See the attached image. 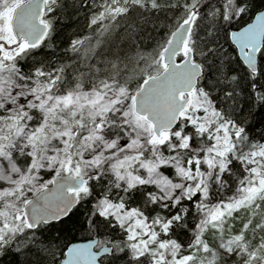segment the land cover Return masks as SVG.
Here are the masks:
<instances>
[{
	"label": "snow or ice",
	"instance_id": "1",
	"mask_svg": "<svg viewBox=\"0 0 264 264\" xmlns=\"http://www.w3.org/2000/svg\"><path fill=\"white\" fill-rule=\"evenodd\" d=\"M56 4L57 0H43L45 9L54 10ZM29 5H22L21 0H0V204L4 205L0 210V259L15 245L16 253L31 255L25 264H48L49 258L52 264H103L105 259L110 260V264H125L126 257L135 264H197L198 260L203 264L202 257H211L209 264H217L214 249L218 248L233 264H264V223H261L264 218V142L249 137L240 120L221 119V112L208 99L218 91L221 97L232 102L228 105L232 111L239 110L241 118H245L246 110L251 114V103L244 102L241 108L236 92L238 76L233 64L241 60L227 58L228 52L235 55L239 49L253 80L255 101L264 106V84L256 82L258 76L264 75L260 72V66L264 65V0H221L219 3L216 0H167V3L105 0L88 18V26L102 27L101 33H108L112 24L106 21L123 17L131 30L122 33V39L143 35L149 23L156 26L152 17L144 14L146 10L158 13L166 8L173 12V26L169 28L161 22V40L155 45L147 44V49L140 53L141 62L151 61L152 66L162 68L164 73L170 67L173 71L163 84L159 83V73L145 76L138 91L127 102L117 99V95L124 93L123 88L114 95L115 89L109 83L99 88L93 86L91 98H83L86 103H81L82 97L71 92L54 94L61 80L59 75L53 77L52 73L37 69L26 77L17 69L18 58L43 43V38L29 42L37 31L36 23L45 29L44 37L52 30L51 24L43 19V13L36 17L34 8ZM17 30L21 33L19 38ZM221 36L228 42L227 52L219 47ZM70 43L75 47L82 42L72 39ZM190 58L191 66L198 68L200 81H203V90L199 93L184 70ZM57 71L63 73L64 69ZM177 98L186 101L179 109ZM89 107L93 112L86 117L84 109ZM61 108L65 112H61ZM34 114H38L39 126L26 133L25 121L30 125ZM257 116L264 121V116ZM105 125L117 130H107ZM251 127H255V122ZM258 131L264 139V128ZM141 133L148 136L146 152ZM50 140L53 143L59 140L64 145V156L54 148L57 155H41L37 159L40 145ZM100 140L106 141L104 155L108 157L107 167L111 168L116 187L131 193L138 186H154L148 189L145 203L165 209L166 215H157L149 223L140 211H124L122 203L114 204L107 199L95 204V215L90 213L85 220L80 219L79 209L72 212L61 209L57 216L33 209L32 222L24 209L10 211L14 205L6 201L14 193L3 191L6 187L22 192V186L32 185L35 192L46 193L45 205L58 197L55 187L48 189V184L55 185L54 178L35 186L38 177L31 173L42 166L40 160L45 158L47 175H51L52 170L56 176L62 171H72L74 177L81 178L83 169L92 167L96 169L91 173L93 180L97 179L103 158L91 152L89 159L85 153L89 143ZM17 141H21V153L27 157L23 162L17 160L15 151L10 154V150L17 148ZM74 144L77 145L76 155L83 159L77 161L74 169H69L73 156L70 149ZM233 161H238L243 168L235 194L210 205L211 182L222 186V174ZM20 163L26 167L21 168ZM56 164L60 165L58 169H54ZM162 168L174 169L175 179L161 175ZM82 183L88 186L81 187L79 193L89 194V181ZM182 201L194 204L200 216L187 247L169 236L174 226H183L182 213L191 215L188 208L180 206ZM23 203L27 206L32 202L25 199ZM109 217L126 231V240L105 244L98 255L91 254L93 244L77 245L74 249V243L65 240L68 234L85 226L95 233L107 229L111 224ZM232 220H237L238 225L231 224ZM41 225L47 231L36 235L34 230ZM210 231L220 238L216 247L206 238ZM250 233L253 236L260 233L259 239H250ZM57 250L59 257L55 256Z\"/></svg>",
	"mask_w": 264,
	"mask_h": 264
},
{
	"label": "trees",
	"instance_id": "2",
	"mask_svg": "<svg viewBox=\"0 0 264 264\" xmlns=\"http://www.w3.org/2000/svg\"><path fill=\"white\" fill-rule=\"evenodd\" d=\"M180 2H182V0H180ZM216 2L219 3L221 2V0H216ZM103 3H105V0H57V4L53 6L54 10L44 8L43 19L47 23L51 24L52 30L48 32L47 37L43 40V43L39 48L31 49L21 58H18L17 69L19 70V72L22 75L28 77L31 76V74H33L37 69H40L44 70L46 73H52L53 77L59 75L61 77V80L57 85V89L54 90V93L66 92L69 87L73 86V83H70V81H72V77L67 72L59 73L57 69H59L61 65L70 63V61L68 60L69 57L66 49L73 37L87 35L89 33L97 31L100 33L102 32V27L98 29L90 28L88 26V18L96 13L98 11V6ZM162 3H167V0H162ZM85 5L87 6L85 7ZM129 7H131V5H129ZM144 14L146 16H151L156 24L155 27H153L151 23L145 25L147 31L144 32L143 35L136 36V39L139 41V48L146 50L147 44L152 43L155 45L158 41L161 40V36L159 35L161 22H163V24L169 28L173 26V12L165 8L158 13H153L149 9L146 10ZM245 19H247V16L245 17ZM106 23L112 24V28L108 33H104L105 36H107L109 33H112L117 38H119V34L131 30V25L128 24L127 20L123 17L118 18L115 21L108 20L106 21ZM233 23H235V21H233ZM202 28L203 23H201V29ZM197 36H199V30L197 31ZM99 39L103 41L104 37L100 36ZM219 47L222 52L228 51V42H225L222 36L219 41ZM227 58L239 60L237 57V53L233 55V53L228 52ZM142 66V64L136 65L137 68H140ZM233 67L236 69V74L238 76L236 92L239 100L241 101L240 107H243L244 102L251 103V114H249V110H246L245 118H241L239 116V110L232 111V109L228 107V105L232 102L227 100L228 103L225 104L224 100H226V98L221 97L218 91L213 92L211 96V99L215 101L214 107L219 110L226 119H231L233 120V122L240 120L241 126L245 128L246 133L249 135V137H254L259 142H264V139L261 138L258 131L259 129L264 128V121H261L257 116V114L264 116V106H261L255 101V95L252 93L253 80L249 76V71L243 66L241 62L234 63ZM156 69L157 68L153 66L149 69V71L155 72ZM158 70L160 72L162 68ZM260 72L264 73V65L260 66ZM64 76L65 79L63 78ZM100 78L104 79L103 76H101ZM256 82L257 84H264V75L258 76ZM109 83H111V81H109ZM200 86L203 87V81H200ZM91 87L92 84H89L88 90H91ZM100 87H102V85H100ZM36 122L40 123L38 114H34V119L32 122H30V125ZM254 122L255 127L250 128V126ZM26 125H29L27 121H25V126ZM55 126L56 125H54V127ZM73 135H76V133H73ZM189 135H191V133H189ZM81 139L83 138L81 137ZM43 145H40L41 149ZM76 149L77 145L75 144L70 149V151L73 153L72 163L70 164L71 167L74 166L77 161ZM39 153L40 152H38L37 156L39 155ZM60 156H64L63 151ZM25 159H27V157L24 154L23 160ZM57 167L59 168L60 165L58 164ZM230 168L238 175H241L243 173L242 167L239 165L238 161H233L230 165ZM46 170L47 169L40 170L41 175L45 180L42 185L46 184L49 180H52V178L56 176V172L52 173L51 175H47L48 171ZM164 173L167 177L173 179L174 175L171 169L168 168V170H164ZM99 174L100 173H98V175ZM60 175H65L64 171H62ZM95 180H89V194H77L78 203L72 211H76L77 209H79V212L81 213V220H85V218H87L90 213L95 215L93 206L102 199H107L109 200V202L114 204L122 203L124 205V210H141L144 212L150 223L153 217L157 215H166L165 209H161L158 206L151 204L148 205L147 203H145L148 196V189L153 188L149 185L138 186L136 189L131 190V193H126L123 188L117 189L116 186H114L113 182L106 185L104 180H102L101 182ZM87 186L88 185L85 184V187ZM218 192L219 191L215 185V182H211L208 197L210 205H214L223 201L218 196ZM36 193L28 194L25 199L28 200ZM180 206H185L184 208H188L191 215L188 212L184 214L182 213L183 226H174V228L170 231L169 236L172 239L176 240L177 243L185 246L190 242L195 230V226L199 222L200 216L195 211L194 204L189 203L188 201H182ZM108 220L111 221L110 226L107 229L102 230L101 232L95 233L94 231H89L87 230V226H85L79 231H74L68 234L65 237V240L68 242H74L78 240L97 237L99 246L114 243L116 241H124L125 233L123 229L119 227V225L112 217H109ZM34 231L36 235H39L40 233L46 232L47 229L43 227V225H41L38 226ZM60 246H62V244ZM60 246H58V248ZM14 247L15 245L8 249L7 256L3 259H0V264H25L26 260L32 258L28 253H16L15 251H13ZM55 256L59 257L58 250L56 251ZM48 264H52V258H49ZM103 264H110V260H103ZM125 264H135V262L131 261L130 257H126Z\"/></svg>",
	"mask_w": 264,
	"mask_h": 264
},
{
	"label": "clouds",
	"instance_id": "3",
	"mask_svg": "<svg viewBox=\"0 0 264 264\" xmlns=\"http://www.w3.org/2000/svg\"><path fill=\"white\" fill-rule=\"evenodd\" d=\"M224 26L227 27V25ZM100 36L104 37L103 41L99 39ZM121 36L122 33L119 34V38L112 33L105 36L104 33L97 31L87 35L73 37L74 40L81 41L82 43H78L75 47L70 43L66 49L70 63L61 65V67L64 69L63 73L67 72L72 77L70 83H73V86L69 87L65 94L71 92L74 96L79 95L82 97L81 103H86V100L83 98H91L94 91L93 86L99 88L103 83H109V81H111L109 84L113 85L115 89V92L112 94H118L119 90L123 88L125 90L124 93L122 95H117V99L127 102L130 96L138 91L145 76H155L159 73L158 69H156L155 72L149 71V69L153 67L151 61L141 62L143 57L140 53L145 50L139 48V41L136 38L122 39ZM137 64H142L143 66L137 68ZM101 76H103L104 79H101ZM63 78L65 79V76ZM89 84H92L91 90H88ZM77 85H79V87H77ZM193 87L198 93L203 90L200 86V81H198ZM208 99L214 106L215 101L211 99V96H209ZM105 102L107 103V101ZM185 103L186 101H180L179 98H177V109ZM224 103L227 104V100H224ZM124 106L125 104L122 103L121 107ZM128 107H130V105H128ZM60 111L65 112L63 108H61ZM92 112L93 108L89 107L84 109L86 117ZM221 119L226 118L222 115ZM51 135L50 131L49 139H51ZM140 135L143 137L141 143L144 144V151L146 152L148 150L146 143L148 138L147 133H141ZM105 144V140H100L94 144L89 143L88 149L95 153L96 150L99 149V152L96 154L103 158L100 172H111L110 167L105 168V165L108 164V157L104 155L107 150ZM85 175H88V173H85ZM116 183L117 182L114 178V186H116ZM3 191H11L14 193V195L6 201L7 203L14 205L10 211H22L23 204L18 208L16 206L24 193L17 191L15 187H6ZM25 191H27V188H25ZM241 217H243V213L241 214ZM261 223H264V218L261 219ZM217 239H219V237H217ZM214 250L217 252V264H233V262L227 260V257H225L219 249L215 248ZM202 260L203 264H209L211 257H202ZM197 264H200L199 260L197 261Z\"/></svg>",
	"mask_w": 264,
	"mask_h": 264
},
{
	"label": "water",
	"instance_id": "4",
	"mask_svg": "<svg viewBox=\"0 0 264 264\" xmlns=\"http://www.w3.org/2000/svg\"><path fill=\"white\" fill-rule=\"evenodd\" d=\"M22 5H29V0L23 2ZM29 7L34 8L35 16L38 18L41 17V13L44 12L43 0H31V4L29 5ZM36 28L37 31L35 32L34 36L29 40L30 43H35L41 38H43L44 40L47 37V36L44 37L45 29L38 22L36 23ZM16 35L18 38L21 35L19 30H17ZM25 39H29V38L25 37ZM236 53L238 59L241 60V63L246 67V65L241 59V54L239 49H237ZM167 62L171 64V61H167ZM254 67L255 66L253 65V68ZM184 70L187 72L192 84L195 85L200 79L199 70L198 68H193L191 66V58H190V62L184 66ZM172 71L173 70L171 67L167 73H164L162 69L159 72L160 74L159 83L160 84L165 83L168 80V78L172 75ZM158 134H159V128H157V135ZM53 178L55 179L56 183L55 185L49 184L48 189L51 191L55 187V189L58 192V197L54 201H49L47 205H45V201H44V195H46V193L41 194L37 192L30 199H28L31 200L32 203L27 206L23 205V209H24V213L27 215L29 222H32L33 220V215H34L33 209L42 210L44 213L50 216H57L61 214V209H66L69 210V212H71L74 209V207L77 205L78 197L76 193L79 191L81 187L84 186V183H82L84 179L76 178L73 176H66V175L54 176ZM72 243H74L73 244L74 249L77 247V245L93 244V248L90 250L92 255H98L100 249L102 248L100 247L98 250L95 249L98 244L97 237L87 240L75 241ZM85 251H87V249H85Z\"/></svg>",
	"mask_w": 264,
	"mask_h": 264
},
{
	"label": "rangeland",
	"instance_id": "5",
	"mask_svg": "<svg viewBox=\"0 0 264 264\" xmlns=\"http://www.w3.org/2000/svg\"><path fill=\"white\" fill-rule=\"evenodd\" d=\"M25 1H27V0H21V4H22L23 2H25ZM45 22H46V21H45ZM64 93H65V92H64ZM54 94H63V93H62V92H55ZM109 95H111V93H109ZM113 114H114V113H113ZM113 123H116V122H113ZM37 126H39V123H37V122L31 124L30 126H29V125H26V133H31V132L33 131V128H35V127H37ZM189 127H190V126H189ZM105 128H106L107 130H111V131H116V130H117V129L110 128L109 125H105ZM188 134H189V133H188ZM64 139L67 140V137H65ZM147 146H148V145H147ZM63 147H64V145H63L62 143H60L59 140H56L55 143H53V142L50 140L49 142H47L46 144L43 145V147H42V149H41L39 155L37 156V159H39V157H40L41 155H44L45 157H47V156H54V155H57V152L53 150L54 148H58V149L60 150L59 155H61V153H62V151H63ZM11 151H15L14 154H15V156L17 157V160H18V161H20V162H23V161H24V160H23V155H24V154L21 153V151H22V148H21V141H17V148L14 149V150H10V154H11ZM98 152H99V149L96 150V153H98ZM90 153H91V150H90V149L88 150V152L85 153V155L88 156L89 159H91V155H90ZM81 159H83V157L77 155V161H79V160H81ZM77 161H76V163H75L74 166L71 167V165H69V166H68L69 169H74L75 166L77 165ZM40 164H41L42 166H41L38 170H35V169H34L33 172L31 173L32 175L38 177V179L35 181V186H36V187L41 186V185L45 182L43 176L41 175L40 170H41V169H47L46 171H48L47 159H46V158L43 159V160H40ZM19 166H20L21 168L26 167V165L23 164V163H20ZM57 166H58V164H56V165L54 166V169H57V168H58ZM241 167H242V166H241ZM105 168H107V165H105ZM169 169L172 170L173 175H174V176H173V179H175V172H174V169H172V168H169ZM95 171H96V169H94V168H92V167H85V168L83 169V171H82V176H81V178H83L85 181H89L90 179H93L91 173H93V172H95ZM160 171H161V175L167 177V176L165 175V173H164V169H163V168H162ZM242 171H243V168H242ZM54 172H55V170H52V173H54ZM85 173H88V175H85ZM98 173H100V174L98 175V178H97L95 181H98V182L100 181V182H101L102 180H104L106 185H108V183H112V182L114 181V176H112L111 172L104 171V172H97V174H98ZM64 174H65V175H71V176H74L73 173H72V171H67V172L64 171ZM90 177H91V178H90ZM222 177H224V178L222 179V186L217 185V184H215V185H216V187L218 188V191H219V192H218V193H219L218 196L224 201V200H226L228 197H230V196H232V195L235 194V188H236V185H237V183H238V179H239L240 175H238L236 172H234V171L229 167V170H227L226 173L222 174ZM167 178H169V177H167ZM169 179H171V178H169ZM149 186H151V187L154 188V186H152V185H149ZM84 187H85V186H84ZM25 188H27V191H25ZM116 188H117V189H122V187H120V188L116 187ZM22 192L24 193V195L22 196L21 200L17 202V207H19L21 204H23V201L25 200V198L27 197L28 194L36 193V192L34 191V187H33L32 185H27V184L24 185V186H22ZM223 201H221V202H223ZM221 202H220V203H221ZM23 205H24V204H23ZM148 205H149V204H148ZM214 205H215V204H214ZM182 207H185V206H182ZM3 208H4V205H3V204H0V210H3ZM131 210H133V209L124 210V211H131ZM135 210L140 211L141 214L145 217L146 221L150 223V221L148 220V218L146 217V215L144 214L143 211L138 210V209H135ZM183 214H184V213H183ZM113 219H114V218H113ZM230 223H231V224H237V225H238V221H237V220H232V221H230ZM123 231H124V233H125V240H126L127 233H126L125 230H123ZM259 236H260L259 233H256L254 236H253V234H251V233L249 234V238H250V239L258 240V239H259ZM217 237H219L217 234L212 233V232L210 231V232L207 234V237H206V238L209 240L210 243H212L213 247H216V245H218L219 242H220V238L217 239ZM191 241H192V238H191L190 242L187 243V245H185V246H183V247H187L188 244L191 243ZM217 249H218V248H217Z\"/></svg>",
	"mask_w": 264,
	"mask_h": 264
},
{
	"label": "bare ground",
	"instance_id": "6",
	"mask_svg": "<svg viewBox=\"0 0 264 264\" xmlns=\"http://www.w3.org/2000/svg\"><path fill=\"white\" fill-rule=\"evenodd\" d=\"M244 66V65H243ZM245 67V66H244ZM246 68V67H245ZM247 69V68H246ZM248 70V69H247ZM200 80V79H199ZM198 80V81H199ZM92 238H94V237H92ZM92 238H89V239H92ZM85 240H87V239H85ZM78 241H80V240H78ZM75 242V241H74ZM72 243V242H71ZM104 246V245H103ZM103 246H101V247H103Z\"/></svg>",
	"mask_w": 264,
	"mask_h": 264
},
{
	"label": "flooded vegetation",
	"instance_id": "7",
	"mask_svg": "<svg viewBox=\"0 0 264 264\" xmlns=\"http://www.w3.org/2000/svg\"><path fill=\"white\" fill-rule=\"evenodd\" d=\"M102 246H103V245H102ZM100 247H101V246H99V244H98V245L96 246L95 249L98 250Z\"/></svg>",
	"mask_w": 264,
	"mask_h": 264
}]
</instances>
